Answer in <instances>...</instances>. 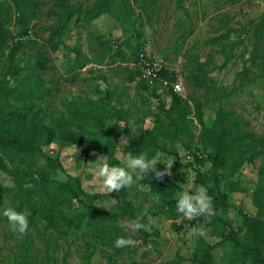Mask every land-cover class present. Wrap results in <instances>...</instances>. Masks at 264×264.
Returning <instances> with one entry per match:
<instances>
[{
	"label": "rangeland",
	"instance_id": "obj_1",
	"mask_svg": "<svg viewBox=\"0 0 264 264\" xmlns=\"http://www.w3.org/2000/svg\"><path fill=\"white\" fill-rule=\"evenodd\" d=\"M92 1L88 0L86 5ZM128 1L130 8L124 5L123 0H115L108 11L93 20L78 26H74L72 21L55 53L49 51L44 41L48 36L45 27L51 23V17L44 13L35 20L31 36L39 43L36 47L46 50V56L51 60L47 71L39 73L43 89L48 91V95L39 102L44 109L46 123L52 125L53 117L66 116L64 104L73 99L80 102L91 100L98 104L104 102L112 112L118 113V116L112 115L103 122V126L108 129V138L112 140V147L103 153L76 145L50 144L48 154L57 159V165L49 170V175L59 181L78 177L84 194L94 198L92 204L105 210L115 211L122 206H132L138 213L145 212L148 238L143 240L136 237V232L126 228L129 221L122 220L118 222V237H134L137 243L134 247L109 248L94 242L83 230H68L65 234H59L44 230L43 223L37 222L34 227L28 228L27 246L23 238L12 236L7 218L4 217L0 222V264H59L63 256L69 264H86L80 260V255L87 244L95 245L96 248L89 264H166L175 261L192 264L191 255L202 244L214 246L222 243L214 252L217 258L219 255L224 257L231 246L227 239L230 226H241L242 214L250 217L258 215L252 197L254 189L263 184L258 170L262 164L261 157L264 156V142L261 147L263 153L256 156L252 163L238 165L236 173L229 179L237 182L244 193L230 194L229 207L216 219L201 216L190 220L191 225L186 223L182 228L175 227L174 224L183 217L175 207L178 193L173 200L151 193L139 182L141 178H137V172L132 173L134 183L130 188L108 193L103 187L102 178L96 171V159L105 156L108 164L114 159L117 164L113 166L127 168L125 157L130 141L136 140L139 131L153 128L156 116L161 115L158 108L160 102L164 109H168L171 104L170 96L163 95L158 100L152 97L150 90L139 89L137 79H129L128 73L124 71L125 65L119 59L111 60L109 57L111 53L105 47L107 40L112 43L115 41L114 47L118 46L127 59L137 51L139 45L147 41L157 57L170 67L183 71L185 76L189 70L192 71L196 62L204 64L207 78L205 87L196 89L184 81L185 93L180 97L194 95L206 101L201 114L207 127H212L215 111L222 107L238 115L243 131L264 136V79L253 78L240 93L224 96L246 63V53L243 57L239 56L243 54V48L247 47V34L231 32L229 39L224 41L227 46L234 41L241 42L233 49L231 61L221 70L213 67L222 63V56L215 54V47L205 44L210 37L231 29L240 30V26L248 21L257 20L264 15V6H260L257 0H240L235 5H231L233 0ZM50 7L51 1L48 0L44 12ZM12 31L15 32L14 29ZM136 32L138 38L134 36ZM72 48H77L89 58V63L82 69H76L75 62L67 63V59L72 58L71 54H67ZM35 52V48H23L15 64L19 67L32 65ZM187 104L193 109L189 99ZM187 120L190 132L197 135L200 125L193 114ZM159 141L162 150L155 156L160 162L158 164L165 165L167 169L172 162L168 169L169 176L182 190L193 185L194 169L188 167L184 154L188 151L187 146L192 149L198 146L196 141L183 136L174 142L169 138H159ZM172 150H176L180 158L179 165H176V159L170 154ZM37 165H43V161L40 160ZM209 166L206 161L199 165L201 170H207ZM0 183L12 186L10 178L1 172ZM208 186L215 191L212 184ZM201 228L204 231L202 236L191 235L193 230Z\"/></svg>",
	"mask_w": 264,
	"mask_h": 264
},
{
	"label": "trees",
	"instance_id": "obj_2",
	"mask_svg": "<svg viewBox=\"0 0 264 264\" xmlns=\"http://www.w3.org/2000/svg\"><path fill=\"white\" fill-rule=\"evenodd\" d=\"M47 1H0V172L12 182V186L0 183V222L4 218L3 211L11 207L28 215L29 227L42 222L44 230L59 234H65L68 230H83L99 245L114 248V242L120 235L118 222L131 221L143 215L142 222L148 225L147 214L136 212L132 206L109 211L93 205L94 198L84 194L78 177L59 181L49 175V170L57 165V159L49 156L48 151L52 143L86 147L98 153L109 150L112 140L108 138V129L103 126V122L112 115L118 116V113L112 112L104 102L98 104L91 100L80 102L73 99L64 104L66 116L53 117L52 125L46 123L44 109L39 102L48 95V91L43 89L39 73L47 71L51 60L46 56V50L36 47L39 43L32 38L31 32L33 22L41 15L45 13L51 17V23L45 27L48 36L44 41L49 51L55 53L72 21L74 26H78L93 20L108 11L115 0H93L87 5L88 0H50L51 7L44 12ZM239 2L240 0H233L231 5ZM123 3L130 8L128 0H123ZM140 7L143 8V5ZM226 15L228 16V12ZM231 32L247 34L248 42L247 47L243 48V54L239 56L243 57L246 53V63L235 76L225 97L240 93L253 78L264 79V15L257 20L248 21L240 26V30H227L206 40L205 44L215 47V54H220L223 59L213 69H224L232 59L233 49L241 42L234 41L229 46L224 44ZM134 36L138 38L139 34L136 32ZM114 45L115 41L112 43L111 40H107L105 44L107 52L111 53L109 57L111 60L117 58L123 64L135 61L142 47V44L139 45L137 51L127 59L118 46L115 48ZM25 47L36 49L35 61L32 65L19 67L15 60ZM67 54L72 57L67 59V63L75 62L76 69H82L89 63V58L77 48H72ZM124 71L128 73L129 79H137L138 71L127 65L124 66ZM181 73L184 81L196 89L205 87L207 78L204 64L196 62L188 75L185 76L183 71ZM161 77L169 78V73L164 72ZM137 81L139 89L150 90L152 97L158 100L163 95L170 96L171 104L168 109H164L160 102L158 108L161 115L156 116L153 128L139 131L135 136L136 140L130 141L127 152L134 155L145 152L149 158H153L162 150L159 138H169L171 142L181 136L195 140L198 146L195 149L187 146V153L198 151L200 157L194 155L188 162V167L194 169V185H202L212 197L216 214L211 217L218 218L229 207L230 194L244 193L237 182L229 179L236 173L238 165L243 162L252 163L256 156L263 153L261 147L264 136L243 131L238 115L233 110L222 107L216 109L212 127H207L202 120L201 112L206 103L202 98L194 95L182 98L170 90L160 93L156 87L150 88L143 81ZM188 99L192 102L193 109L188 106ZM191 114L200 125L197 135L190 132L187 124V117ZM170 154L176 159V165H179L180 158L176 150H172ZM261 159L258 174L263 179V184L254 189L252 197L258 215L250 217L242 214V225L237 228L230 226L227 239L231 246L224 257L219 255L217 258L214 252L222 243L214 246L202 244L192 253V264H264V156ZM40 160L43 165L38 166ZM204 161L210 165L207 170L199 167ZM109 162L111 166L117 164L114 159ZM164 168L166 170L165 165H156L157 171L162 172ZM139 182L151 193L166 200H173L177 193L183 191L169 175L158 179L154 172H150L148 175L144 174ZM209 184L213 185L214 192ZM186 223L191 225L192 222L182 217L174 226L182 228ZM110 232L113 235H109ZM136 234V237L143 240L148 238L146 230L137 231ZM12 236L18 235L12 233ZM21 238L28 246V232ZM95 249V245L87 244L80 260L89 264ZM59 264L69 263L63 256ZM166 264L179 263L175 261Z\"/></svg>",
	"mask_w": 264,
	"mask_h": 264
},
{
	"label": "clouds",
	"instance_id": "obj_3",
	"mask_svg": "<svg viewBox=\"0 0 264 264\" xmlns=\"http://www.w3.org/2000/svg\"><path fill=\"white\" fill-rule=\"evenodd\" d=\"M95 155V153H93ZM105 156H100L96 159L95 164L98 176L102 178L103 187L108 193L119 192L122 188L132 187L133 172L139 173L138 179L143 178L144 174L154 172L155 176L160 179L164 175H170L168 169L172 162L164 171H157L156 165L160 163L155 157L149 158L147 153L140 152L134 155L129 152L125 157L127 168L121 166H111L105 162ZM176 210L182 214L184 218L193 220L201 216H212L215 213L211 197L207 193V189L201 186L189 185L188 188L181 191L175 200ZM3 216L7 218L9 230L14 235L23 237L27 234L29 228L28 215L23 211H17L14 208H6L3 211ZM143 215L137 216L135 219L126 223V228L135 233L140 230H147V225L142 222ZM203 229H195L191 232L192 236H202ZM136 240L132 238L118 237L114 245L115 247L135 246Z\"/></svg>",
	"mask_w": 264,
	"mask_h": 264
},
{
	"label": "built area",
	"instance_id": "obj_4",
	"mask_svg": "<svg viewBox=\"0 0 264 264\" xmlns=\"http://www.w3.org/2000/svg\"><path fill=\"white\" fill-rule=\"evenodd\" d=\"M257 2L260 6H264V0H257ZM124 65L138 71L137 80L143 81L150 88L156 87L160 93L168 90L179 96L185 93L184 77L181 71L169 67L162 58L157 57L147 41L142 44L137 59ZM164 72L169 73V78L161 77ZM194 155L200 157L198 151H193L185 153L184 159L190 162Z\"/></svg>",
	"mask_w": 264,
	"mask_h": 264
},
{
	"label": "crops",
	"instance_id": "obj_5",
	"mask_svg": "<svg viewBox=\"0 0 264 264\" xmlns=\"http://www.w3.org/2000/svg\"><path fill=\"white\" fill-rule=\"evenodd\" d=\"M169 66V65H168ZM170 67V66H169ZM172 68V67H171ZM173 69H175V68H173Z\"/></svg>",
	"mask_w": 264,
	"mask_h": 264
}]
</instances>
